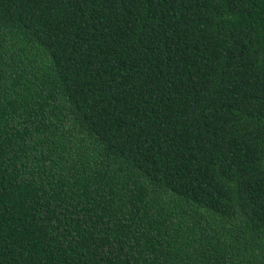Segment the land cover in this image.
<instances>
[{
	"label": "trees",
	"instance_id": "16d2710c",
	"mask_svg": "<svg viewBox=\"0 0 264 264\" xmlns=\"http://www.w3.org/2000/svg\"><path fill=\"white\" fill-rule=\"evenodd\" d=\"M0 264H264V0H0Z\"/></svg>",
	"mask_w": 264,
	"mask_h": 264
}]
</instances>
